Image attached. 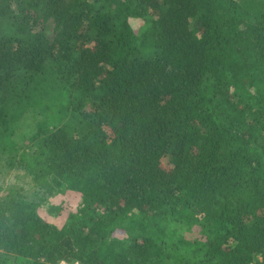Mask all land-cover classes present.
<instances>
[{"label":"trees","instance_id":"trees-1","mask_svg":"<svg viewBox=\"0 0 264 264\" xmlns=\"http://www.w3.org/2000/svg\"><path fill=\"white\" fill-rule=\"evenodd\" d=\"M4 156L0 264H264V0H0Z\"/></svg>","mask_w":264,"mask_h":264},{"label":"rangeland","instance_id":"rangeland-1","mask_svg":"<svg viewBox=\"0 0 264 264\" xmlns=\"http://www.w3.org/2000/svg\"><path fill=\"white\" fill-rule=\"evenodd\" d=\"M132 22L137 24V25H139V23H141V22L136 23V20H133ZM2 159H3V162L0 160L1 161V165H0V189L4 188L8 184H19V185L25 184V182H27L26 174H24L23 171L18 169V168L9 167L8 165H6V163L4 164L5 156ZM164 163H166V162L164 161ZM52 182L54 183L53 179H52ZM1 194H2V191H0V195ZM49 200H51V197H49ZM43 210H44V212H46L47 207L43 206Z\"/></svg>","mask_w":264,"mask_h":264},{"label":"built area","instance_id":"built-area-1","mask_svg":"<svg viewBox=\"0 0 264 264\" xmlns=\"http://www.w3.org/2000/svg\"><path fill=\"white\" fill-rule=\"evenodd\" d=\"M58 264H78V263L77 262L68 263V262L62 260Z\"/></svg>","mask_w":264,"mask_h":264}]
</instances>
